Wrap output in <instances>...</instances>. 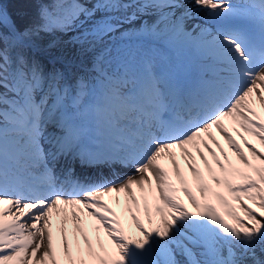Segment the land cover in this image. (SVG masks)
Instances as JSON below:
<instances>
[{"label":"snow or ice","instance_id":"snow-or-ice-1","mask_svg":"<svg viewBox=\"0 0 264 264\" xmlns=\"http://www.w3.org/2000/svg\"><path fill=\"white\" fill-rule=\"evenodd\" d=\"M261 112L264 0H0V264H264Z\"/></svg>","mask_w":264,"mask_h":264},{"label":"bare ground","instance_id":"bare-ground-1","mask_svg":"<svg viewBox=\"0 0 264 264\" xmlns=\"http://www.w3.org/2000/svg\"><path fill=\"white\" fill-rule=\"evenodd\" d=\"M261 116L262 117H264V112H261ZM217 138L219 139V137L217 136ZM221 141V140H220ZM221 143H222V141H221ZM253 143V142H252ZM222 144H224V143H222ZM254 144V143H253ZM256 146H257V148H260L261 146L259 145V142H257L256 144H255ZM226 148V147H225ZM228 151L229 152H231V150H229L228 149ZM233 155V154H232ZM183 194L181 193V196H182ZM115 206V205H114ZM116 210H117V214H121V211H122V207H119V206H116ZM191 210V209H190ZM142 219H143V217H141ZM146 227H147V225H146ZM69 236L71 237V232L69 233Z\"/></svg>","mask_w":264,"mask_h":264}]
</instances>
